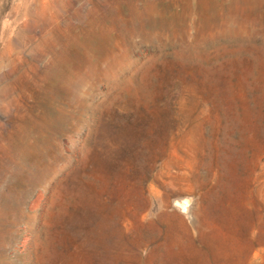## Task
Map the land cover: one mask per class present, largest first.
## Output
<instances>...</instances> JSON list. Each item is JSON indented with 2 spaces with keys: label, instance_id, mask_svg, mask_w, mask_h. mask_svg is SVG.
I'll return each instance as SVG.
<instances>
[{
  "label": "rangeland",
  "instance_id": "1",
  "mask_svg": "<svg viewBox=\"0 0 264 264\" xmlns=\"http://www.w3.org/2000/svg\"><path fill=\"white\" fill-rule=\"evenodd\" d=\"M0 264H264V0H0Z\"/></svg>",
  "mask_w": 264,
  "mask_h": 264
},
{
  "label": "water",
  "instance_id": "2",
  "mask_svg": "<svg viewBox=\"0 0 264 264\" xmlns=\"http://www.w3.org/2000/svg\"><path fill=\"white\" fill-rule=\"evenodd\" d=\"M191 204L192 198L190 196L180 197L174 200V205L179 207L185 213L190 211Z\"/></svg>",
  "mask_w": 264,
  "mask_h": 264
}]
</instances>
